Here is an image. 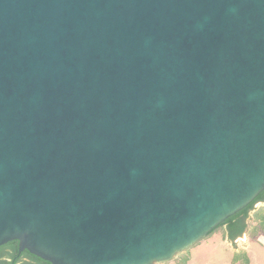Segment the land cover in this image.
<instances>
[{"label": "water", "instance_id": "water-1", "mask_svg": "<svg viewBox=\"0 0 264 264\" xmlns=\"http://www.w3.org/2000/svg\"><path fill=\"white\" fill-rule=\"evenodd\" d=\"M264 190V0H0V246L162 264Z\"/></svg>", "mask_w": 264, "mask_h": 264}, {"label": "trees", "instance_id": "trees-1", "mask_svg": "<svg viewBox=\"0 0 264 264\" xmlns=\"http://www.w3.org/2000/svg\"><path fill=\"white\" fill-rule=\"evenodd\" d=\"M258 202H264V190L244 209L230 216L225 222L216 227L211 233L217 229H221L225 237L231 242L249 233L253 238L260 234L264 235V207L255 212L254 217L250 219L251 213L256 209ZM210 233V234H211ZM233 264H251V257L248 251L244 248L235 247L232 257ZM0 264H52L32 254L28 250L21 251L19 241L13 240L0 246ZM165 264V263H163Z\"/></svg>", "mask_w": 264, "mask_h": 264}, {"label": "rangeland", "instance_id": "rangeland-1", "mask_svg": "<svg viewBox=\"0 0 264 264\" xmlns=\"http://www.w3.org/2000/svg\"><path fill=\"white\" fill-rule=\"evenodd\" d=\"M262 207H264V202H258L250 219ZM248 237V234L245 233L233 243L225 237L219 228L165 264H233L232 257L236 246L246 248L251 257V264H264V237Z\"/></svg>", "mask_w": 264, "mask_h": 264}, {"label": "crops", "instance_id": "crops-1", "mask_svg": "<svg viewBox=\"0 0 264 264\" xmlns=\"http://www.w3.org/2000/svg\"><path fill=\"white\" fill-rule=\"evenodd\" d=\"M251 214H252V213H251ZM254 214H255V213H254ZM254 214L252 215V218L254 217ZM247 234H248L249 237H251V236L249 235V233H247ZM259 236H263V237H264L263 234H260ZM249 237H248V238H249ZM257 237H258V236H257ZM236 247H237V248H245V247H242V246H241V247L236 246ZM245 249H246V248H245Z\"/></svg>", "mask_w": 264, "mask_h": 264}]
</instances>
